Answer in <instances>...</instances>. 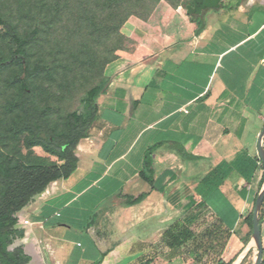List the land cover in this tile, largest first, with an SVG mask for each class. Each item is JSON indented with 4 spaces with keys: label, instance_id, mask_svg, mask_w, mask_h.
<instances>
[{
    "label": "crops",
    "instance_id": "crops-1",
    "mask_svg": "<svg viewBox=\"0 0 264 264\" xmlns=\"http://www.w3.org/2000/svg\"><path fill=\"white\" fill-rule=\"evenodd\" d=\"M180 9L125 22L128 45L103 69L107 88L76 146L77 168L21 210L25 237L54 264H193L162 236L201 203L228 231L235 264H253L245 218L263 176L264 0H219L192 17ZM153 145V190L124 207L121 196L149 190L139 173ZM261 241L264 257V223Z\"/></svg>",
    "mask_w": 264,
    "mask_h": 264
},
{
    "label": "trees",
    "instance_id": "trees-1",
    "mask_svg": "<svg viewBox=\"0 0 264 264\" xmlns=\"http://www.w3.org/2000/svg\"><path fill=\"white\" fill-rule=\"evenodd\" d=\"M178 4V1H174L173 7ZM110 5L115 6L117 13L115 18L103 21L101 42L108 43L109 38L118 33V37L128 43L120 29L134 16L132 10L135 4L132 0H0V29L13 46L8 56H0V70L15 64L20 67V73L13 78L21 92L13 103L14 108L20 111V117L12 131L16 135H25L26 150V153L20 150L12 153L0 148V264L30 263L31 258L22 247L10 250L15 239L23 237L22 231L17 228V214L44 192L49 184L68 179L77 168L76 146L86 138L92 127L97 100L107 88L108 80L103 76V69L116 59L117 54L103 64L98 81L80 99V109L66 113L55 122L48 117L49 107H37L34 103L30 81L49 71L58 61L66 59L74 65L86 64L93 56L88 47L97 26L98 9ZM144 8L148 9L149 6L144 5ZM193 8L191 0L186 13ZM150 10L146 18L141 20L150 16ZM198 12L187 15L192 17ZM38 46H44V54L37 63L30 65V50ZM55 143L64 147L58 149ZM262 145L264 151V138ZM36 146H40L45 155H33L31 150ZM158 146L146 149L139 173V178L148 185L149 190L137 196H121L124 207L140 203L153 190V153ZM260 169L263 176L259 191L264 182L262 163ZM206 212L208 210L203 203L187 211L163 233L164 246L178 253L182 260L193 257V264H205L207 261L212 264H233L237 253H230L228 231L210 213L212 223H206ZM245 221L252 230V212ZM263 223L264 199L259 211L260 230ZM158 261L152 259L140 264H155ZM261 264H264V257Z\"/></svg>",
    "mask_w": 264,
    "mask_h": 264
},
{
    "label": "rangeland",
    "instance_id": "rangeland-1",
    "mask_svg": "<svg viewBox=\"0 0 264 264\" xmlns=\"http://www.w3.org/2000/svg\"><path fill=\"white\" fill-rule=\"evenodd\" d=\"M132 1L135 4L132 10L133 17L140 19L146 18L149 8L153 12L160 5L173 7L174 1H178L181 5L180 10L183 14H186L187 7L191 5V0H159L157 3L155 0H146L144 3L141 2L142 0ZM144 5L149 6V8H144ZM116 13L115 6L113 5L99 7L96 14L97 26L95 32H90L93 33L94 37L88 47L93 56L87 60L86 64L78 66L66 59L58 61L51 66L49 71L38 75L30 81L34 103L37 107L50 108L48 117L52 122L62 119L66 113L79 110L80 99L83 97L85 91L98 81L103 64L107 60L114 58L119 51L127 48V41L119 38L118 33L112 35L108 43L101 42L100 37L102 30H104L103 21L115 18ZM12 48V44L0 29V56H8ZM44 51V46L32 48L29 57L30 65L37 63L39 58L44 54ZM19 73L20 67L16 64L0 70V148L4 152L15 153L17 150H20L22 153H26L25 135H16L12 131L14 123L20 117V111L13 106L14 101L21 95L18 84L13 81V78ZM31 153L38 156L45 155L38 148L31 150ZM204 217L206 223H212L209 212H206ZM17 219V228L22 231L23 237L15 239L10 246V250L22 247L23 249L32 251L34 258L30 264H54V261L48 254H45L46 252L42 250L38 242L30 237H25V232L27 231V227H29V221L25 218V214L20 211L17 214ZM54 232L56 234L57 230H54ZM230 253L237 252L231 251ZM238 256L239 253H237L236 259ZM236 259L233 263H235ZM205 264L212 263L211 261H207ZM240 264H252V261L244 259Z\"/></svg>",
    "mask_w": 264,
    "mask_h": 264
},
{
    "label": "water",
    "instance_id": "water-1",
    "mask_svg": "<svg viewBox=\"0 0 264 264\" xmlns=\"http://www.w3.org/2000/svg\"><path fill=\"white\" fill-rule=\"evenodd\" d=\"M194 8L188 9L187 14H192L198 12L200 9L214 7L217 4V0H193ZM263 138H264V128L262 129L257 143V152L259 160L264 166V151H263ZM264 199V183L257 195L252 211V230L251 239L254 246V261L253 264H261L263 247L261 241V230L259 229V211L261 203ZM235 264V263H233Z\"/></svg>",
    "mask_w": 264,
    "mask_h": 264
},
{
    "label": "flooded vegetation",
    "instance_id": "flooded-vegetation-1",
    "mask_svg": "<svg viewBox=\"0 0 264 264\" xmlns=\"http://www.w3.org/2000/svg\"><path fill=\"white\" fill-rule=\"evenodd\" d=\"M55 145L58 147V149H62L64 147L63 145H60V144H57V143H55ZM35 148H38V149H40L42 151V148L40 146H36ZM58 149H56V151H59Z\"/></svg>",
    "mask_w": 264,
    "mask_h": 264
}]
</instances>
